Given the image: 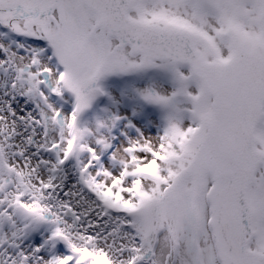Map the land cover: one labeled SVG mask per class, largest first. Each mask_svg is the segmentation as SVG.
<instances>
[{
  "label": "snow or ice",
  "instance_id": "obj_1",
  "mask_svg": "<svg viewBox=\"0 0 264 264\" xmlns=\"http://www.w3.org/2000/svg\"><path fill=\"white\" fill-rule=\"evenodd\" d=\"M0 264H264V0H0Z\"/></svg>",
  "mask_w": 264,
  "mask_h": 264
}]
</instances>
